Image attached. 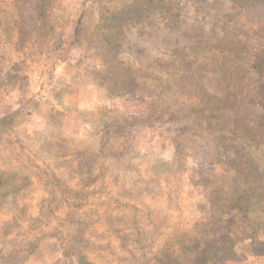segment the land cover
Wrapping results in <instances>:
<instances>
[{"label":"rangeland","instance_id":"1","mask_svg":"<svg viewBox=\"0 0 264 264\" xmlns=\"http://www.w3.org/2000/svg\"><path fill=\"white\" fill-rule=\"evenodd\" d=\"M216 48L241 95L223 122L248 127L264 0H0V264H155L192 227H243L217 189L247 191L252 225L226 264H264V150L209 149L190 118L149 117L185 80L181 60ZM200 74L221 97L223 74Z\"/></svg>","mask_w":264,"mask_h":264},{"label":"trees","instance_id":"2","mask_svg":"<svg viewBox=\"0 0 264 264\" xmlns=\"http://www.w3.org/2000/svg\"><path fill=\"white\" fill-rule=\"evenodd\" d=\"M115 19H118V16ZM175 22L173 26L177 24L178 20ZM228 53L225 48H216L215 53L211 51L196 61L181 60V66L177 67V72L184 73L185 80L182 77L178 79L177 87L174 86L176 90L174 88L169 92V94L174 93L173 97L171 95L169 97L172 103L155 106L157 109L149 111L151 112L149 117L155 120L166 118L170 121L190 118L186 129L193 132L194 136L209 149H215L225 139H237L243 147L251 146L250 151L256 150L257 147L264 150V59L258 58L256 61L259 80L254 96V106L256 107L258 104V109L256 112H252L253 122L248 127H242L239 122L234 124L223 122V114L236 107L241 96L232 86L233 76L230 71ZM208 67H213L223 74L225 90L221 97L208 91L206 81L200 74ZM172 68L176 67L172 66ZM124 88L127 92L130 90L126 85ZM134 89L135 87L131 90ZM179 148L177 145V152H179ZM178 154L177 156H180V152ZM233 162L234 160L224 163L226 170L223 173L226 176H230L234 172ZM258 167L256 166V169ZM4 183H7V180H0V189L4 187ZM217 190H213L209 195L212 202L223 203L226 206L235 200L233 205L236 204L237 207L242 205L239 211L238 208L236 209V212L244 220L243 227H235L237 217L235 214L230 215L226 228L213 238L210 237L211 223L200 226L198 229L192 227V234L187 239H181L174 244L178 249L177 255L166 251L162 257L155 261V264H226L229 260V252L234 250L237 245L233 231L243 234V240L253 239L252 225L246 224L247 191L233 197V195L220 193Z\"/></svg>","mask_w":264,"mask_h":264}]
</instances>
